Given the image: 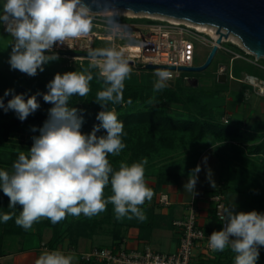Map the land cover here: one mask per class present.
<instances>
[{
    "label": "clouds",
    "instance_id": "obj_1",
    "mask_svg": "<svg viewBox=\"0 0 264 264\" xmlns=\"http://www.w3.org/2000/svg\"><path fill=\"white\" fill-rule=\"evenodd\" d=\"M102 0H3L0 7V24L13 38L8 63L12 70L34 77L44 71V66L58 61L54 46H63L73 40L88 37L93 31ZM108 8H105L107 10ZM119 13L114 10L103 18L104 29L109 40H131L126 27L119 22ZM88 67L82 71L56 73L48 82V92L43 100L53 106L48 109V118L33 136L28 152L20 151L13 162L11 173L0 170V190L9 198V209H21L15 224L25 231L34 223L48 219L57 224L67 216H96L113 206L115 219L133 218L143 222L147 219L140 206L151 201L154 191L145 180L147 158L130 165L119 163L118 170L109 162V154L120 155L126 147L122 137L124 123L118 119L115 107L124 102L125 80L130 78L132 68L122 48L114 43L90 49ZM92 69H98V80L103 90L98 91L94 101L102 110L96 115L98 124L90 133L81 131L85 120L81 110L69 106L70 98L87 96L91 91ZM153 93L167 88L172 79L168 69H157ZM13 90H6L9 95ZM154 98V97H153ZM127 103L131 104L129 98ZM151 103V101H149ZM0 108L13 110L18 119L24 121L39 108L36 96L26 101L22 94L14 95L7 106L0 98ZM106 135H97L101 130ZM32 132L37 128L33 126ZM207 158H204V163ZM201 166L189 172L183 189L195 195V186ZM211 181V170L207 172ZM110 185L111 195L105 198V188ZM212 186L216 185L212 182ZM15 212L0 215L7 223ZM223 228L213 231L208 244L213 252L229 249L235 253L234 264H257L259 249L264 246V213L255 210L237 212L235 204L224 208ZM75 254H64L60 250H44L35 264H73Z\"/></svg>",
    "mask_w": 264,
    "mask_h": 264
},
{
    "label": "trees",
    "instance_id": "obj_2",
    "mask_svg": "<svg viewBox=\"0 0 264 264\" xmlns=\"http://www.w3.org/2000/svg\"><path fill=\"white\" fill-rule=\"evenodd\" d=\"M9 47L11 50V44ZM239 51L245 53L241 49ZM8 60L9 58L7 62ZM147 70L151 71L152 69ZM246 71L257 76L247 66ZM191 73L190 71L182 72L179 77L168 81L169 86L167 88L157 93H153V84L125 82L124 102L120 105L109 104V109L115 107L118 119L124 123V132L126 133L122 137L126 147L120 155L112 156L109 154L108 159L114 169L118 170L121 161L130 165L133 162H139L142 158H147L145 177H153L158 185L176 183L181 176H189V172L195 168L197 159L204 150L217 142L223 143L229 140L248 143L249 153L264 158V125L262 128L247 129L230 121L223 123L215 114V108L210 104V100L225 91L227 87L225 84L224 86L217 84L213 93H205L203 88L193 86L189 80L183 78V75L191 76ZM97 76L98 73L93 72V80L90 81L91 91L87 96L83 98L73 96L69 102V106L81 110L79 114L83 115L85 120L81 131L85 134L90 133L93 125L99 123L96 120V115L102 110L101 106L94 101L97 92L103 90L102 80H98ZM46 85L42 74L30 77L11 68L0 70V98L3 99L5 107L14 95L20 94L23 95L25 101L35 95L40 104V108L24 121L19 120L13 110L5 112L3 108H0V137L11 146L6 153L0 155V170L10 172L18 153L20 151L27 153L33 143L32 137L39 135L38 129L43 126L48 118V109L53 106L43 100V94L48 92ZM9 89L13 91L5 96V91ZM129 98L132 101L131 104L127 103ZM164 101L181 105L185 103V107H182V111L175 115L168 114L163 106L154 105ZM33 126L37 128L36 132L31 131ZM15 133H19L21 137H23V133H26L29 140L23 141L25 143L18 146L22 140H16L14 138ZM97 135H106V132L102 129ZM185 144H189L191 147L201 145L193 155L187 157L188 164L186 166L180 165L176 169L169 168L171 165L173 166L174 162H160L161 164L158 166L155 158H166L168 155L178 152L180 146ZM156 166L157 169H155ZM183 167L184 171L180 173L179 169H183ZM230 171L231 168L228 166L224 179L219 183V189L224 196L225 193L236 192L233 187L235 185L230 183L232 182L229 178ZM104 194L105 198L111 195L110 185L105 188ZM8 204L9 198L0 190V215L15 212L13 218L7 223L0 221V254H4L9 248V240L22 238L29 231H25L15 224V218L21 210L19 206L15 209H9ZM239 205L250 211L255 210L264 213V190L260 187L252 188L251 196L244 199ZM140 207L147 217L143 222L136 218L131 220L124 218L117 221L113 206L109 204L106 211L91 218L83 214L79 217L69 215L57 224H52L48 219H41L32 227L38 236H41L45 229L51 231L49 239L45 242L49 247H57L64 238H67L70 244H76L78 238H89L94 234L108 235L113 242L111 245L117 246L126 228L137 227L139 230L138 237L148 239L153 227L158 225L156 220L160 215L155 211L154 206H147L144 203ZM259 252L257 264H264V246L260 247ZM220 253L223 256L217 259V264H234L235 253L230 248Z\"/></svg>",
    "mask_w": 264,
    "mask_h": 264
},
{
    "label": "rangeland",
    "instance_id": "obj_3",
    "mask_svg": "<svg viewBox=\"0 0 264 264\" xmlns=\"http://www.w3.org/2000/svg\"><path fill=\"white\" fill-rule=\"evenodd\" d=\"M2 4L3 0H0V7H2ZM115 11L119 13V17L128 16L127 14H125V12L119 11L118 9H116ZM146 18L147 16L142 14L136 16V18L131 21H134L137 24H144V26H146L148 24V22L145 20ZM206 35L207 34L201 32L196 35V37L198 38L194 39L191 37L195 44L193 64L202 63L211 48L213 39L209 35ZM229 36L233 35L230 34ZM229 36L223 39L212 62L207 68L202 71H190V73L192 72L189 79L190 84L203 88L206 91L205 93H213V89L217 86V84L221 86H224L225 84L226 87H229L228 90H234V88L236 87H239V90H241L242 84L237 80L248 82V80L245 78V76L249 74L247 72L248 70L246 71V66L254 74H256L258 78H264V57L256 58L254 54L248 52L247 49L242 47L241 43L240 45L239 43L235 44L231 41H228L227 39L229 38ZM12 42L13 38L5 31L4 25L0 24V70H8L10 68L7 59L9 58V54L11 53L9 44H11ZM81 43H84L82 39L73 40L68 45L65 44L63 46H54L53 51L78 52L77 50H79V44ZM107 44L108 43L103 41L95 42L93 45V49L107 46ZM239 49L243 50L245 53L243 54L241 51H239ZM57 54L60 57L58 61H52L46 64L44 66L43 72L39 73L38 70V75L42 74L44 76L46 84H48V82H50L54 78V75L56 73L63 74L70 71H82L83 69L88 67V59H76L66 57L61 53ZM236 54H239V56H235ZM129 66L133 71L130 75V78L125 80V82L127 83L144 85L154 84V81L157 79V77L154 75L156 70H147L139 63L129 64ZM220 67H223V69H220ZM231 67L233 68V78L228 75ZM238 70L239 72H237ZM91 71L98 73L99 70L92 69ZM234 75L240 78H237ZM250 92H253L252 88L246 90L244 94L246 95ZM241 93L242 90L239 92V95H241ZM262 96L263 97L257 99L264 101V95ZM225 101L226 94L223 93L211 98L210 104L213 105L214 108H216L217 106L224 105ZM245 102L249 103L251 102V100L249 99ZM80 103L82 104L83 102ZM154 105L163 106L166 112L172 115H175L176 113L182 111V107H185V103L181 105L166 101L161 104H158L157 102ZM22 136L23 137H21L19 133L14 134V138L16 140H22V142L18 143V146H20V144H24L25 142L23 141L29 140L26 133H23ZM247 145L248 143L245 142L229 140L223 143L217 142L208 147L207 149L209 150H206L199 159L201 171L198 173L197 185L212 186V182H214L217 186V184L221 181V178L225 176L226 168L229 166L231 168L229 178L232 181L230 183L234 184L235 186L233 187L236 189V192L232 195V197L236 199L238 203H241L244 199H247L251 196L252 188L260 187L264 190V158L249 153ZM200 147L201 145L191 147V145L185 144L183 146H180L178 152H175L172 155H168L163 159L155 158V160L158 163V166L159 164H161L160 162H174L173 166L169 165V168L173 167L174 169H176L177 166L180 165L186 166L188 164L187 157L193 155L196 149ZM10 148L11 146L8 144V142L3 141L0 137V155L6 153ZM213 154H215L218 158ZM204 158H207L206 163H204ZM155 169H157V166ZM209 169L211 170V181L207 177V172ZM179 170L180 173H182L184 171V167L183 169L180 168ZM11 171L12 170H10V173ZM187 180L188 179H186V181ZM152 248L156 250L155 246H152Z\"/></svg>",
    "mask_w": 264,
    "mask_h": 264
},
{
    "label": "built area",
    "instance_id": "obj_4",
    "mask_svg": "<svg viewBox=\"0 0 264 264\" xmlns=\"http://www.w3.org/2000/svg\"><path fill=\"white\" fill-rule=\"evenodd\" d=\"M122 9V8H114ZM131 11V10H130ZM133 12V11H132ZM145 13V12H138ZM147 14V13H146ZM107 15L98 11L95 27L88 37L81 38L84 43L79 44L78 52L80 55H88L90 49H93L95 42L114 43L118 48L124 49L129 64L139 63L142 67L146 63L164 64L178 66L194 65L195 44L191 39L198 38L200 32L194 30L187 24L174 23L168 19L147 17L148 22L137 24L134 21L136 16H120L119 22L124 25L131 36V40L115 39L109 40L106 31L97 28V23L103 24V18ZM70 43V42H69ZM73 44V43H72ZM107 44V45H108ZM68 52V51H65ZM235 56H239L236 54ZM234 56V57H235ZM223 69V67H220ZM172 72V78L179 77L184 70L168 69ZM232 78V72L228 74ZM256 79L258 78L257 76ZM186 80L190 76L183 75ZM264 79L259 78L258 82H250L252 90L260 95H264ZM223 123L229 122V114L223 113L221 116ZM217 185L216 190L210 195L213 202L215 218L218 222L217 227L205 230L197 221V206L195 197H192L185 205V211L182 217L172 220V225L178 229V242L175 250L161 252L152 249L150 246H144L142 249L126 248L122 244L110 246H94L89 250L81 252L80 258L86 263L100 262L101 264H191L195 250L204 256L212 253L208 244V237L213 231H219L223 228L222 219L224 208L227 207L224 194ZM158 202L164 205L170 203L167 193L161 192L158 196ZM46 248V245L43 244Z\"/></svg>",
    "mask_w": 264,
    "mask_h": 264
},
{
    "label": "crops",
    "instance_id": "obj_5",
    "mask_svg": "<svg viewBox=\"0 0 264 264\" xmlns=\"http://www.w3.org/2000/svg\"><path fill=\"white\" fill-rule=\"evenodd\" d=\"M242 84V93L239 95V87L234 90H228L229 87L220 94H226L225 104L215 108V114L221 118L222 114H229V121L233 124L247 129L262 128L264 125V101L257 98L263 97L254 90L251 93L244 92L251 89L248 82L237 80ZM254 96V98H253ZM251 102L246 103V100ZM209 150V149H206ZM204 150L201 155L206 151ZM200 155V156H201ZM217 157L215 154H213ZM199 158L196 165H199ZM218 158V157H217ZM226 174V172H225ZM188 176H181L176 183L158 185L153 177H145L148 187L153 189L154 196L151 201H145L147 206H154V209L160 215L157 218L158 225L153 227L148 239L138 237L137 227L126 228L119 240V243L130 249H142L144 246H155L157 251L169 252L175 250L178 242V229L172 225V220L183 216L186 202L195 197L197 206L198 224L205 230L217 227V220L214 214L213 202L210 195L216 190L217 186H195V195L185 189ZM224 177L221 178L223 180ZM220 183V182H219ZM219 183L217 185H219ZM161 192L167 193L170 203L167 205L158 202V196ZM234 193H225L224 200L227 207L235 204L237 212H250L249 209L239 205L236 199L232 197ZM51 231L45 229L41 236L35 233L34 227L30 229L22 238L9 240V248L4 254H0V264H35L36 259L44 250H60L64 254H75L73 264H101L100 262L86 263L80 258L81 252L89 250L94 246H110L113 242L108 235L94 234L92 237H80L76 244H70L67 238H64L57 247H49L45 242L49 239ZM46 245V248L43 247ZM153 249V248H152ZM223 256L220 252H212L206 256L195 250L191 264H217V259Z\"/></svg>",
    "mask_w": 264,
    "mask_h": 264
},
{
    "label": "water",
    "instance_id": "obj_6",
    "mask_svg": "<svg viewBox=\"0 0 264 264\" xmlns=\"http://www.w3.org/2000/svg\"><path fill=\"white\" fill-rule=\"evenodd\" d=\"M86 2L92 4V0ZM105 8L162 14L216 28L217 37L202 63L178 67L146 63V69L202 71L210 65L221 42L230 34L256 58L264 57V0H102L100 8L93 5V11Z\"/></svg>",
    "mask_w": 264,
    "mask_h": 264
},
{
    "label": "bare ground",
    "instance_id": "obj_7",
    "mask_svg": "<svg viewBox=\"0 0 264 264\" xmlns=\"http://www.w3.org/2000/svg\"><path fill=\"white\" fill-rule=\"evenodd\" d=\"M114 10H116V9H114ZM118 10L125 12V14H127L128 16H138V15H142L143 14V15H145L147 17H151V18L168 19V20H170L171 22H174V23L187 24L188 26H190L194 30H196V31H198L200 33L202 32V33H205V34L209 35L213 40L217 37L216 29L212 25L203 24V23H194V22H191L189 20H185V19H181V18H175V17L166 16V15H162V14L135 13V12H132V11H130L128 9H123V8L122 9H118ZM111 11H113V9L102 10L100 12H104L105 14H109ZM96 26H97L98 29L105 31L104 24L97 23ZM227 40L231 41V42H233L235 44H237V43L240 44L239 40L236 37H234V36H229V38ZM54 52L64 54V56H66V57H71V58H76V59H88V55H80V54H77V53L59 52V51L58 52L54 51ZM232 78H233V75H232ZM245 78L248 81H250V82H258L259 81V78L256 79V77H254V75H251V74H247L245 76ZM261 85L264 86L263 83Z\"/></svg>",
    "mask_w": 264,
    "mask_h": 264
}]
</instances>
